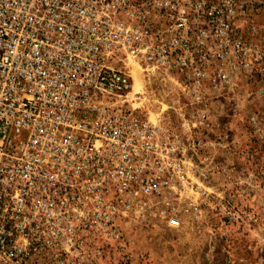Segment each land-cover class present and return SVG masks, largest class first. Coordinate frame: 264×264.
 <instances>
[{
	"label": "built area",
	"instance_id": "built-area-1",
	"mask_svg": "<svg viewBox=\"0 0 264 264\" xmlns=\"http://www.w3.org/2000/svg\"><path fill=\"white\" fill-rule=\"evenodd\" d=\"M262 6L0 0V264H112L203 220L226 110L264 86ZM134 68L171 85L173 116Z\"/></svg>",
	"mask_w": 264,
	"mask_h": 264
},
{
	"label": "rangeland",
	"instance_id": "rangeland-1",
	"mask_svg": "<svg viewBox=\"0 0 264 264\" xmlns=\"http://www.w3.org/2000/svg\"><path fill=\"white\" fill-rule=\"evenodd\" d=\"M260 19L264 22V12ZM157 76L144 88L134 68L135 91L154 100L148 109L152 118L159 112L173 116L176 95ZM226 114V147L217 156L220 171L211 181L205 218L140 233L130 258L114 253L112 264H264V86Z\"/></svg>",
	"mask_w": 264,
	"mask_h": 264
},
{
	"label": "bare ground",
	"instance_id": "bare-ground-1",
	"mask_svg": "<svg viewBox=\"0 0 264 264\" xmlns=\"http://www.w3.org/2000/svg\"><path fill=\"white\" fill-rule=\"evenodd\" d=\"M157 76V75H156ZM155 77V76H152V78Z\"/></svg>",
	"mask_w": 264,
	"mask_h": 264
}]
</instances>
